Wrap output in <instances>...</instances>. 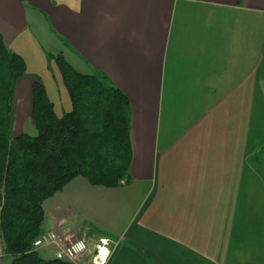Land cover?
I'll return each instance as SVG.
<instances>
[{
  "label": "crops",
  "instance_id": "obj_1",
  "mask_svg": "<svg viewBox=\"0 0 264 264\" xmlns=\"http://www.w3.org/2000/svg\"><path fill=\"white\" fill-rule=\"evenodd\" d=\"M29 32L76 71L105 74L131 120L130 183L74 179L44 202L42 233L105 241L107 264H264V194L247 167L264 146V0H0L5 44ZM33 75L16 85V135Z\"/></svg>",
  "mask_w": 264,
  "mask_h": 264
},
{
  "label": "trees",
  "instance_id": "obj_2",
  "mask_svg": "<svg viewBox=\"0 0 264 264\" xmlns=\"http://www.w3.org/2000/svg\"><path fill=\"white\" fill-rule=\"evenodd\" d=\"M51 56L71 109L59 116L40 77L33 75L31 119L37 135L16 137V85L28 76L27 66L0 34V237L8 264H75L43 259L33 248L42 234L44 202L78 177L104 188L130 183L128 98L105 74H82L63 55Z\"/></svg>",
  "mask_w": 264,
  "mask_h": 264
},
{
  "label": "rangeland",
  "instance_id": "obj_3",
  "mask_svg": "<svg viewBox=\"0 0 264 264\" xmlns=\"http://www.w3.org/2000/svg\"><path fill=\"white\" fill-rule=\"evenodd\" d=\"M59 2H65L71 7L74 4V0H55V3H59ZM8 48L10 51L15 52L23 57V59L25 60V63L27 64V69H26L27 74L29 75L34 74L40 77L41 81L43 82L44 86L47 89V94L49 96V99L54 103V107H55L57 114L59 116H62L66 112L70 111L71 109L70 100H69L67 90L64 87L63 82H62L61 71L59 70V67L56 61L54 60V58L51 56V55L59 54L61 52V47L58 46L57 44L50 43L49 41H47V39L45 40L43 37L40 38L36 34L32 35L31 32H29V34H27L26 36H22L17 41H15L13 44L8 46ZM92 71H93L92 72L93 74L94 70ZM19 105H18V108H19ZM23 106H24V103H23ZM261 108L260 110L262 114H259V116L263 117V124H264V106H261ZM17 128L20 130L22 129V132L25 134H28L31 136L37 135V131L33 125V122L30 116H26L25 118L19 120L17 124ZM19 135L20 133L17 135L14 133V136L16 137ZM262 139H264V134H263ZM255 153L253 152L251 154V159L247 160L249 161V164L247 162V167L250 168L249 172H253L256 174L255 184L251 182L253 185L251 187H252V190L254 189L256 192L260 194H264V160L262 159L264 157V146ZM220 160L223 161L222 158ZM253 173L248 174V176L249 175L252 176ZM262 203L264 204V202ZM256 217H258L256 218L257 219L256 224H261L262 226H264V205H263L262 210L258 212ZM254 222H255V218L252 217L251 219L249 218L246 224L247 223L252 224ZM75 224H77V222H75ZM80 224H83L86 227L88 224H91L90 227L92 230V234H94L96 229L99 230L94 224L90 223L89 221H85L84 219H81ZM86 230H88V228H86ZM261 234L264 236V231H262ZM243 235L244 234H240L242 239H243ZM244 237H246V234ZM249 237H251V234L247 233V239H249ZM111 238L113 240L118 239V237L115 235H112ZM86 242L92 246L91 242L89 241H86ZM89 249L90 251H92V253L90 254L93 255L94 253H93L92 247L89 246ZM42 255L47 257V254H42ZM86 257L87 256L82 258V260H84ZM82 260L78 263L81 264ZM91 261H92V258H91ZM9 262L10 260L3 253V243L0 237V264H8Z\"/></svg>",
  "mask_w": 264,
  "mask_h": 264
},
{
  "label": "built area",
  "instance_id": "obj_4",
  "mask_svg": "<svg viewBox=\"0 0 264 264\" xmlns=\"http://www.w3.org/2000/svg\"><path fill=\"white\" fill-rule=\"evenodd\" d=\"M107 242L100 241L90 254L89 246L86 241L63 240L53 232L42 233L33 244L36 251H44L48 248L55 249V258L59 261H68L78 264L85 256H91L92 264H107L111 253L107 250Z\"/></svg>",
  "mask_w": 264,
  "mask_h": 264
}]
</instances>
